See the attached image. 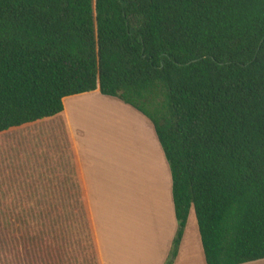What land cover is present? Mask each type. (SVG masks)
Returning <instances> with one entry per match:
<instances>
[{
	"label": "trees",
	"instance_id": "16d2710c",
	"mask_svg": "<svg viewBox=\"0 0 264 264\" xmlns=\"http://www.w3.org/2000/svg\"><path fill=\"white\" fill-rule=\"evenodd\" d=\"M144 116L205 264L264 259V0H0V264H102L64 110Z\"/></svg>",
	"mask_w": 264,
	"mask_h": 264
},
{
	"label": "crops",
	"instance_id": "0c3cea01",
	"mask_svg": "<svg viewBox=\"0 0 264 264\" xmlns=\"http://www.w3.org/2000/svg\"><path fill=\"white\" fill-rule=\"evenodd\" d=\"M92 95H100L101 97H105L106 99L107 98L114 99L113 97H107L101 95L99 90L97 89L89 93H83L79 95L66 97L63 99V104H64V110L66 113L68 124L70 126L71 134L73 137L74 147L78 156V163L86 190V196L94 226L101 262L102 264H164L166 259L168 258L172 241L176 233L177 222L175 219L173 202H172L171 177H170L169 168L165 160V157L163 155V152L161 150V147L157 141L152 124L136 110H134L128 105H125L118 99L117 101L109 100V101H113V103H115L116 106H120L124 110V112L128 113L130 117H132L133 122H130V124L134 128L136 129L140 128V123L138 122L136 123L134 119H140L139 121L145 122L148 125V129L150 130V135L152 134V139L156 145L155 147L157 151L156 161L154 160L151 163L150 161L151 156L147 151H144L139 156L134 155V153H132V158L134 160V168L139 167V169L135 172V175H137L136 182H138L137 178L139 177V175L142 176L146 172H147L146 174L149 175L150 169L154 170L155 172L156 180L152 179V182H154L156 186L153 185L152 193L155 195L156 199L159 200L157 204H155L156 208L158 207V204L160 206L158 213L154 215L151 207L149 205H144V210L142 213L143 215H141V220L136 217L135 210H133L134 187H135V176H134L133 165L131 166L130 192H129V182H128L129 178L127 177V175L122 176L123 186H124V196L127 195L126 199L124 198L125 204L129 203V195H131L132 204H131V210L130 212L128 211V213L130 215L129 216L130 218L132 215V223H133L132 229L134 228L135 229L129 233L130 237H132L133 233H135V235H137L138 238L140 237L142 239H150L152 238V236L154 237L153 243L149 244L153 246L149 252L151 253V257L150 258L144 257L143 259H139L138 257H140L141 255L138 254V251L136 252V246H139L138 244H136L137 242H133V241L128 242L123 237H120L119 236L120 232H118L119 230H117L114 226L113 221H116V218L113 217L114 215L113 212H114V207L117 206V203L119 201V196L117 191H111L109 189V186L107 185L109 176L107 175L106 172H110L108 171L110 170V167L108 168L106 166L105 167L106 169H104L102 162H106L105 160L108 159L105 158V155L103 157L100 154V156L99 155L92 156L93 157L92 160V157H90L89 148H87V146L84 147V141H83L84 137L82 133L79 132L80 127L77 126V123L80 120L82 119L88 120V119H92V117L94 119V117L99 114L98 112H96V108H97L95 106L96 103L92 105L84 99L80 100L83 97L92 96ZM73 99L76 100H74V102L68 103V101H73ZM116 113H117V119L118 117L120 119L121 134L118 135V137L121 136V140H122V142L120 143V152L123 149L122 153H124V155L126 156L124 158L127 161V163L125 164L129 168L130 165L128 163L129 159L127 158V153H130L131 149L130 150L128 149L129 143L127 142L126 138L122 139V134L124 137V135L125 134L127 135L128 133L126 132L125 127L130 126V125L128 126L126 125V120H127L126 116L128 115L124 114L122 111L119 110H117ZM70 117L73 119L74 124L69 119ZM123 122L125 124H123ZM133 139L135 141L141 142V138L139 137L131 138L128 140L132 141ZM137 157H141V163L137 161L138 160ZM128 168L126 167L127 172L130 171ZM141 168H143V171L139 172ZM121 182L122 179H120V183ZM146 203L148 204V201H146ZM137 212L140 214V211ZM151 215L152 217L149 218V216ZM151 219L153 225L158 224L157 219H159V226L162 228V233L159 237L155 236V234H152L151 237H149V235H146L147 236L146 237L141 231L140 222H142L143 223L142 225H144L145 223H147L146 221H151ZM143 221H145V223ZM112 242L114 243V247L112 246ZM112 248L114 249V252L109 253L108 250H111ZM186 258L187 261L183 262V260H186ZM261 261H264V259L247 262L243 264H249V263L256 264ZM173 264H205L201 240L198 232L197 221L193 209L190 211V214L188 216V220L184 229L181 243L178 248L177 255L173 261Z\"/></svg>",
	"mask_w": 264,
	"mask_h": 264
},
{
	"label": "rangeland",
	"instance_id": "374dc122",
	"mask_svg": "<svg viewBox=\"0 0 264 264\" xmlns=\"http://www.w3.org/2000/svg\"><path fill=\"white\" fill-rule=\"evenodd\" d=\"M82 99L88 101L92 105L96 103L95 104V106L97 107V108L95 107L96 112L99 113L97 116L94 117V119L92 117V119L80 120L77 123V126L80 127L79 132L82 133L84 137L83 139L84 147L87 146V148H89L90 157L97 156V155L100 156L101 154L103 157L105 155V158L108 159V160H105L106 162H102L104 169H106L105 168L106 166L108 168L110 167V170H108L110 172H106L107 175L109 176L107 185L109 186V189L111 191H117L118 196H119V201L117 203V206L114 207V212H113L114 214L113 217L116 218V221H113L114 226L117 230H119L118 232H120L119 233L120 237H123L128 242L130 241L137 242L136 244H138L139 246H136V252L138 251V254L141 255L140 257H138L139 259H143L144 257L150 258L151 253L149 252L153 246L149 244L153 243L154 241V237L152 236V234H155V236L159 237L162 233V228L159 226V219H157L158 224H154V225H153L152 219L151 221H146L147 223L143 221L145 223L144 225H142L143 223L140 222L142 233L145 236L146 235H149V237L152 236V238L150 239H142L140 237L138 238L137 235H135V233H133L132 237H130L129 233L135 229V228L132 229V224H133L132 215L130 218L129 217L130 215L128 213V211L130 212L131 210V204H132L131 195H129V203L125 204L124 198L126 199L127 195L124 196V186H123L122 176L127 175V177L129 178L128 182H129V192H130L131 166L133 165V168H134V160L132 158V153H134V155L139 156L144 151H147L151 156V159H150L151 163L154 160L156 161L157 151L155 149L156 145L152 139V134L150 135V130L148 129V125L143 121H139L140 119H134L136 123L137 122L140 123L139 129H136L133 126H131L130 122H133L132 117H130L128 113L124 112V110L120 106H116L115 103H113V101H109V100L117 101V99L116 100L115 98L106 99L105 97H101L100 95L87 96V97L81 98L80 100ZM74 100L76 99H73V101H68V103L74 102ZM117 110L122 111L124 114L128 115L126 116L127 117L126 125L127 126L130 125V126L125 127V130L128 133L127 135L125 134L124 137L122 134V139L126 138L127 142L129 143L128 149L129 150L131 149V152L127 153V158L129 159L128 163L130 165L129 168L125 164L127 163V161L124 158L126 156L124 155V153H122L123 149L120 152V143L122 142V140H121V136L118 137V135L121 134V132H120V119L119 117L117 119V113H116ZM69 119L72 121V123L74 122L71 117ZM123 124L125 123L123 122ZM135 137L141 138V142L135 141L134 139L132 141L128 140V139L135 138ZM137 159L135 160L141 163V157H137ZM92 160H93V157H92ZM125 166L130 170L129 172H127ZM138 169L139 167L134 168L135 187L133 185L134 187L133 210H135L136 217L141 220V215H143L142 213L144 210V205H149L151 209L153 210L154 215L159 212L160 206L158 204V207L157 208L155 207V204H157L159 200L156 199L155 195L152 193L153 185L156 186V184L152 182V179L156 180L155 179L156 175H155L154 170L150 169L149 175L146 174L147 172L144 173V175L142 176L139 175L138 182H136L135 172ZM142 171H143V168H141L139 172H142ZM120 179H122L121 183H120ZM83 185H84V182H83ZM146 201H148V204L146 203ZM136 207L139 209H137ZM137 211H140V214ZM150 217H152V215L149 216V218ZM112 246L114 247L113 242H112ZM109 248H110V245H109ZM108 251L109 253H113L114 249L112 248L111 250H108ZM185 261H187V258L186 260H183V262ZM256 264H264V261H261Z\"/></svg>",
	"mask_w": 264,
	"mask_h": 264
},
{
	"label": "bare ground",
	"instance_id": "6f19581e",
	"mask_svg": "<svg viewBox=\"0 0 264 264\" xmlns=\"http://www.w3.org/2000/svg\"><path fill=\"white\" fill-rule=\"evenodd\" d=\"M128 146V145H127ZM128 151V150H127ZM137 176V175H136ZM138 179V178H137Z\"/></svg>",
	"mask_w": 264,
	"mask_h": 264
}]
</instances>
